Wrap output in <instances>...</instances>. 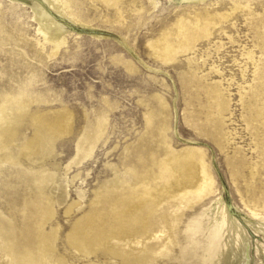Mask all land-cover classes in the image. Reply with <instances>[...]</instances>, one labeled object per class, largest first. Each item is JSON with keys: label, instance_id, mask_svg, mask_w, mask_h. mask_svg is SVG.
Masks as SVG:
<instances>
[{"label": "rangeland", "instance_id": "obj_1", "mask_svg": "<svg viewBox=\"0 0 264 264\" xmlns=\"http://www.w3.org/2000/svg\"><path fill=\"white\" fill-rule=\"evenodd\" d=\"M61 1L0 0V264H264V0Z\"/></svg>", "mask_w": 264, "mask_h": 264}, {"label": "bare ground", "instance_id": "obj_2", "mask_svg": "<svg viewBox=\"0 0 264 264\" xmlns=\"http://www.w3.org/2000/svg\"><path fill=\"white\" fill-rule=\"evenodd\" d=\"M49 2H51L54 6H56V8H59L60 6H64V2L61 1V0H48ZM55 2V3H54ZM64 3V4H63ZM41 29L42 31H46V28L45 26H41ZM189 39V36L187 33L184 34V38H183V41L186 42L188 41ZM60 42H62V38H58L57 40L53 41V43L55 45L59 44ZM255 61V60H254ZM258 61V60H257ZM256 64V62H254ZM256 66V65H255ZM257 68V67H256ZM255 70V69H254ZM196 71V70H194ZM193 71V72H194ZM196 73V72H195ZM243 75V74H242ZM244 76V75H243ZM206 80V79H205ZM217 86V85H216ZM213 88V87H212ZM220 93V91H219ZM239 94V93H238ZM13 96H3V97H0V102H1V105H0V131H4L6 132V134L8 133V127L4 126V119L8 117V114L4 112V105H2V102L5 104V105H13L15 101H17L16 98H14ZM214 98V97H213ZM216 99V98H215ZM27 100H29V98H23L21 97V101L22 104H25V102H27ZM221 101V100H220ZM222 102V101H221ZM224 102V101H223ZM222 106L224 104H221ZM214 110V109H213ZM217 112V111H216ZM220 118V117H218ZM220 120V119H219ZM43 125V124H41ZM41 127V126H40ZM43 129V127H42ZM44 132V131H43ZM1 134V133H0ZM9 134V133H8ZM41 134V133H40ZM3 136V133L0 135V161H4V162H7L8 164L10 163H13V164H19L20 165V158L19 157H13V155L7 153V152H4L2 150L3 147H5V143L6 141L4 140V138L2 137ZM12 136V135H11ZM223 137V136H222ZM218 140V139H217ZM26 142H29V144H31V140L30 141H26ZM29 150V149H28ZM30 151V150H29ZM27 154V153H26ZM1 164V163H0ZM29 167H27L28 169ZM28 172V171H27ZM17 177V176H16ZM10 178V177H9ZM2 179V178H1ZM12 181V179H11ZM9 183V182H8ZM1 187V186H0ZM252 198V197H251ZM250 198V200H251ZM263 203V202H262ZM254 207V206H253ZM257 207V206H256ZM219 220L215 219L212 223H210V228L212 229V232H211V238L209 240V249L207 250V257L210 259V261L212 263L215 262V256L216 254L218 253V250H219V245H220V237H221V227H222V223L220 222L222 220V215H219ZM210 235V234H209ZM208 235V237H210Z\"/></svg>", "mask_w": 264, "mask_h": 264}]
</instances>
